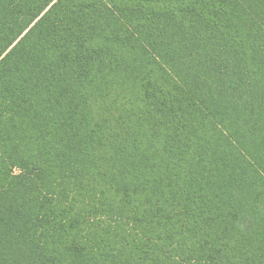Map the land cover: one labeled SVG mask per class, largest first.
<instances>
[{"label":"trees","instance_id":"trees-1","mask_svg":"<svg viewBox=\"0 0 264 264\" xmlns=\"http://www.w3.org/2000/svg\"><path fill=\"white\" fill-rule=\"evenodd\" d=\"M0 264H264V0H0Z\"/></svg>","mask_w":264,"mask_h":264}]
</instances>
